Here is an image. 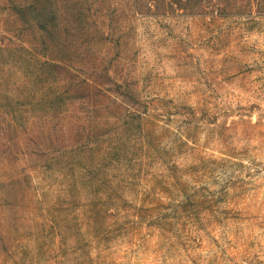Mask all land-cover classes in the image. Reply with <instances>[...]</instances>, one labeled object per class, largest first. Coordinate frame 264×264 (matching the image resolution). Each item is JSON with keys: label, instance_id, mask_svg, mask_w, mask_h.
Here are the masks:
<instances>
[{"label": "rangeland", "instance_id": "1", "mask_svg": "<svg viewBox=\"0 0 264 264\" xmlns=\"http://www.w3.org/2000/svg\"><path fill=\"white\" fill-rule=\"evenodd\" d=\"M0 264H264V0H0Z\"/></svg>", "mask_w": 264, "mask_h": 264}, {"label": "trees", "instance_id": "2", "mask_svg": "<svg viewBox=\"0 0 264 264\" xmlns=\"http://www.w3.org/2000/svg\"><path fill=\"white\" fill-rule=\"evenodd\" d=\"M52 20H53L52 17H48L47 20L43 19L42 21H37V23H36L38 25V28L40 30H42V31L45 32V35L46 36H44V37L49 38V36L51 35L52 38H51L50 42H54L55 39L59 37L58 34H56L57 36L54 35V34H52V31H55V32L59 33V31L57 29V27H58L57 24L55 25V27L51 26ZM46 29H48V30H46ZM50 51L52 53V46L50 45L48 47L45 44V42H42L41 43V56L44 57V58L47 57V56H49ZM85 89L88 90V91H90V92H92L95 95V90H96L95 87L85 85V87L83 88V90H85ZM68 99H71V97H69Z\"/></svg>", "mask_w": 264, "mask_h": 264}]
</instances>
